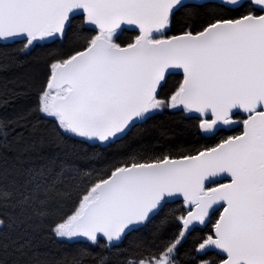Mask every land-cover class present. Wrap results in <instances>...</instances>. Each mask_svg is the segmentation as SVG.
<instances>
[{
	"label": "snow or ice",
	"instance_id": "obj_1",
	"mask_svg": "<svg viewBox=\"0 0 264 264\" xmlns=\"http://www.w3.org/2000/svg\"><path fill=\"white\" fill-rule=\"evenodd\" d=\"M0 264H264V0H0Z\"/></svg>",
	"mask_w": 264,
	"mask_h": 264
},
{
	"label": "trees",
	"instance_id": "obj_2",
	"mask_svg": "<svg viewBox=\"0 0 264 264\" xmlns=\"http://www.w3.org/2000/svg\"><path fill=\"white\" fill-rule=\"evenodd\" d=\"M128 35H130V33L124 34L125 37ZM142 127H146L147 134L151 136L158 135L160 129L164 128L172 133L176 140L192 141L195 138V130L185 128V126L179 121L178 115L171 112L155 117L152 121L148 122V125Z\"/></svg>",
	"mask_w": 264,
	"mask_h": 264
}]
</instances>
